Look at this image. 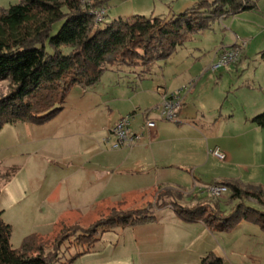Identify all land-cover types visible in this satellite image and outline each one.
I'll list each match as a JSON object with an SVG mask.
<instances>
[{
    "label": "crops",
    "instance_id": "obj_1",
    "mask_svg": "<svg viewBox=\"0 0 264 264\" xmlns=\"http://www.w3.org/2000/svg\"><path fill=\"white\" fill-rule=\"evenodd\" d=\"M176 3L177 0H109L106 21L136 15L171 16L176 14ZM185 4L189 8L190 4ZM258 5L256 10L221 18L211 28L196 33L191 41L180 46L167 60L157 62L149 72L141 67L113 66L96 85L74 87L64 110L45 125L48 129L45 133L57 142L79 136H86L87 141L65 156L60 161L63 164L52 166L59 178L53 181L45 178L44 184L56 186L54 191L62 186L66 190L58 201L50 193L34 200L32 218L46 216L44 213H48L49 219L63 217L69 209L77 210L78 218L82 219L96 217L114 207L146 208L157 191L168 187L180 192L181 203L192 205L189 202L194 196H210L207 187L223 179L264 186V127L252 121L258 114L250 110L258 105L257 88L264 94V52L260 58L253 57L252 61L259 64L253 70L249 65L242 66L251 59V40L264 33H259L264 26V0ZM240 38L247 42L240 63L209 70L216 50L233 45ZM190 83L184 107L175 121L152 113L150 118L157 125L146 130L139 143L114 149L110 142H105L109 128L121 117L135 113L132 128L140 131L146 118L144 111L160 103L163 90L174 91ZM15 126L18 129L21 125ZM214 148L224 151L227 159L215 157L211 153ZM213 161L218 165H213ZM171 170L191 174L192 183L175 180L168 173ZM51 177H55L53 173ZM49 201L44 211L42 205ZM163 212L174 220L175 212L169 204L155 211L152 221L119 231L133 228L141 232L139 244L131 255L123 253L124 242L103 239L105 233L118 227L104 232L95 248L72 264H201L210 252L223 257L224 264H264V232L259 226L242 221L228 233L212 232L202 222H186L197 226L202 232L201 239H206L198 247L180 252L177 243L162 242L170 238L167 234L161 232L156 236L157 233L150 232L163 227ZM27 214L30 213L24 215ZM4 215L5 210L3 218ZM54 223L49 222L46 231H54L57 222ZM14 230L13 227L11 242ZM219 233L227 235L217 240Z\"/></svg>",
    "mask_w": 264,
    "mask_h": 264
},
{
    "label": "trees",
    "instance_id": "obj_2",
    "mask_svg": "<svg viewBox=\"0 0 264 264\" xmlns=\"http://www.w3.org/2000/svg\"><path fill=\"white\" fill-rule=\"evenodd\" d=\"M108 1L20 0L0 7V82L9 85V90L0 94V131L7 124L42 125L52 120L64 110L74 87L96 85L113 66L141 67L149 72L196 33L221 18L258 9L260 0H198L171 16L136 15L98 23L94 10L106 7ZM252 121L264 127V112ZM211 185L228 188L234 202L230 210H224L210 191V196H194L195 202L186 205L169 188L159 191L153 207L163 208L169 200L182 220L202 222L212 232H232L242 221L264 232L263 185L236 179ZM249 199L259 206L248 204ZM154 210L151 206L114 209L108 217L89 224L58 221L53 235L49 234L50 241L33 233L14 248L13 226L4 220L0 209V264H72L91 252L104 232L152 221ZM73 244L80 249L67 257ZM201 264H224V258L210 252Z\"/></svg>",
    "mask_w": 264,
    "mask_h": 264
},
{
    "label": "rangeland",
    "instance_id": "obj_3",
    "mask_svg": "<svg viewBox=\"0 0 264 264\" xmlns=\"http://www.w3.org/2000/svg\"><path fill=\"white\" fill-rule=\"evenodd\" d=\"M19 1L20 0H0V7H9L10 5L16 4ZM197 1L177 0L178 3H176V7H174V12H176V14L184 12L186 9H188V7L186 8L187 4H185V2H188V4H190V8ZM263 31L264 26L262 25L259 33ZM251 41H253V47L250 50L251 59L247 62H244L242 66L248 67L249 65L250 69L253 70L256 66H259L258 63L252 61L253 57L258 55L257 57L260 58L262 56V53L264 52V33H262L259 38L252 39ZM245 50L246 48L243 50L241 59L243 58ZM241 59L236 64H239ZM8 86V81L0 82V94L6 93L9 90ZM257 91L258 92L256 93V97L258 98V105L250 108L252 114H259L261 112H264V94L259 90V88H257ZM50 121L42 124L41 126L36 124L19 123L21 126H19L18 129L16 128L17 126H15V124H7L0 131V209L5 210L4 219L6 221L8 220L9 223L12 222L11 224L15 228V233L12 241V245L14 244V248L20 247L24 237L33 233L45 238L46 241H50L51 239H49V237L53 235V231H46V227L49 222L56 223L58 221H64L66 225H71L74 223L89 224L98 219L108 217L111 213H113L114 209L123 210V207H114L105 212H101V214L96 217H86L79 219L78 211L75 209H69L68 213L63 217L49 219V217H47L48 213H44L46 214V216L32 218L31 215L33 210L31 206L33 207V209L36 208L34 200H39V197L44 198L48 193L54 194L52 195L54 196L53 199L57 200L59 196L62 195L63 191L65 192L66 190V187L62 186L61 188L59 187V190L54 191L56 186H52L47 183L44 184L45 178H47L48 180L59 178V175H56L52 171V166L59 164L61 160L65 159V156H69L70 153L72 154V152L77 150L78 147H81L83 144H85L84 141H87L86 136H79L78 138L73 137L72 139L64 138L63 140H60L58 142L56 141L57 139L52 141L48 137L49 134L45 133V131H47L48 129L44 128L45 125H49L48 123ZM60 164L63 163L60 162ZM212 164H217V161H213ZM171 171L172 172L168 173L170 175L173 174V178L175 180L177 178V180L180 182L192 183L193 178L191 174H188L182 170H178V172H175V170ZM60 172L61 171H57V173ZM52 173L55 177H51ZM121 177L123 178V176ZM209 187L210 185L207 187L208 191ZM169 189H171V187ZM171 191L172 194L177 197V200L181 202L180 199L182 197L180 192L177 190ZM158 193L159 191H157L153 196V201L146 203V205L154 208L155 211L161 209L153 207L155 206V201ZM217 196L223 203V209L226 211L230 210L233 203L229 199L230 191L227 190L226 192ZM27 200L29 201L26 203ZM51 201L52 203L56 202L53 200ZM246 201L247 203H253L256 206H259L251 199ZM170 202L171 201L168 200L166 202V206H168ZM193 203V200L189 202V204ZM49 205L50 201L45 205H42L43 210L45 211V206ZM25 213L30 214L24 215ZM163 214V227L160 229L150 230V232L152 233H157L156 236L160 235V233L162 232L170 237L162 241L163 243L167 241V243H177L180 246V252H182L186 249L191 250L190 248L198 247L201 242H205L204 239L206 238L201 239L202 232L197 226L194 227V224H186V222L178 217L176 213L174 220L171 219V216H166L165 212H163ZM68 217H71V219H68ZM51 225L52 223L49 224V226ZM139 225L140 224H138V226ZM120 230H123L122 227H119V229H117L116 231L105 233L103 239H105L107 242H124V248L122 249L123 253L125 251L126 253H128V255H131L133 249H135L139 244L140 231H135L133 228L127 229L124 232H119ZM222 235L227 234L219 233L218 235H216L215 239L219 240L223 237ZM79 249L80 247L73 244L72 247L66 252V256L69 257Z\"/></svg>",
    "mask_w": 264,
    "mask_h": 264
},
{
    "label": "built area",
    "instance_id": "obj_4",
    "mask_svg": "<svg viewBox=\"0 0 264 264\" xmlns=\"http://www.w3.org/2000/svg\"><path fill=\"white\" fill-rule=\"evenodd\" d=\"M97 0H84L85 3L93 4ZM96 21L104 22L108 14V7H101L94 10ZM247 42L244 39H237L233 45L220 46L216 50V58L209 66V70L217 71L223 67L235 65L242 56L243 50L246 48ZM192 83L174 91L163 90L162 98L159 104L154 105L150 109L144 111L146 116L140 131H135L132 128V122L135 113L126 114L121 117L113 126L109 128V135L104 139L105 142H110L112 148L119 149L123 147H132L139 143L145 134L146 130L155 128L157 123L154 118H150L152 113L158 115L159 118L175 121L184 107L186 90L190 89ZM112 140L110 141V139ZM211 153L221 160H226L227 154L220 148H214ZM228 190L227 187L221 185H211L209 191L217 196Z\"/></svg>",
    "mask_w": 264,
    "mask_h": 264
}]
</instances>
